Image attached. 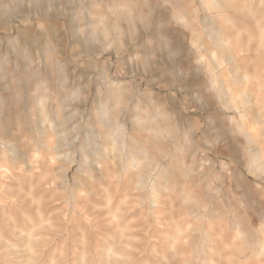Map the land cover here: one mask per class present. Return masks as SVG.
Instances as JSON below:
<instances>
[{
  "label": "clouds",
  "instance_id": "9594fccd",
  "mask_svg": "<svg viewBox=\"0 0 264 264\" xmlns=\"http://www.w3.org/2000/svg\"><path fill=\"white\" fill-rule=\"evenodd\" d=\"M0 264H264V0H0Z\"/></svg>",
  "mask_w": 264,
  "mask_h": 264
}]
</instances>
